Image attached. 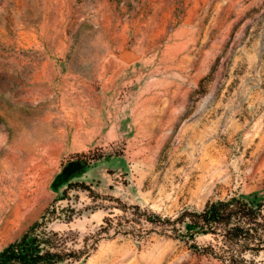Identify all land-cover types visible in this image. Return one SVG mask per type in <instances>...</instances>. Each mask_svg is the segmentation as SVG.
<instances>
[{"label":"rangeland","instance_id":"374dc122","mask_svg":"<svg viewBox=\"0 0 264 264\" xmlns=\"http://www.w3.org/2000/svg\"><path fill=\"white\" fill-rule=\"evenodd\" d=\"M252 193L264 0H0V249L45 216L77 264H226L126 220Z\"/></svg>","mask_w":264,"mask_h":264},{"label":"trees","instance_id":"16d2710c","mask_svg":"<svg viewBox=\"0 0 264 264\" xmlns=\"http://www.w3.org/2000/svg\"><path fill=\"white\" fill-rule=\"evenodd\" d=\"M131 208L133 218L126 221L144 220L157 232L173 238L189 242L198 235L210 236L213 242L204 247L197 248L195 242L190 247L226 264H254L264 251V197L256 193L208 199L202 208H184L174 216L139 205ZM44 220L45 216L0 249V264H77L90 251L93 244L86 241L87 237L81 247H76V233L69 230L66 234H70L71 240H68L60 232L48 230ZM134 223L121 228L117 226L121 220L115 223L104 216L103 224L93 235H108L110 230L120 229L131 232L137 229Z\"/></svg>","mask_w":264,"mask_h":264}]
</instances>
